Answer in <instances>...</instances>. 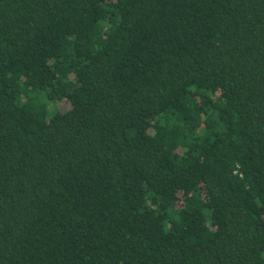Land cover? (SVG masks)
<instances>
[{"label": "trees", "instance_id": "16d2710c", "mask_svg": "<svg viewBox=\"0 0 264 264\" xmlns=\"http://www.w3.org/2000/svg\"><path fill=\"white\" fill-rule=\"evenodd\" d=\"M0 264H264V0H0Z\"/></svg>", "mask_w": 264, "mask_h": 264}]
</instances>
